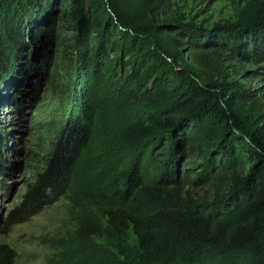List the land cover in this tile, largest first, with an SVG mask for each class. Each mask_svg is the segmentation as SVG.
Here are the masks:
<instances>
[{
	"label": "trees",
	"instance_id": "obj_1",
	"mask_svg": "<svg viewBox=\"0 0 264 264\" xmlns=\"http://www.w3.org/2000/svg\"><path fill=\"white\" fill-rule=\"evenodd\" d=\"M169 1L72 0L81 106L7 220L27 222L58 202L86 153L127 156L111 197L92 195L100 216L79 223L70 264H264V102L219 54L264 60V0H244L234 23L211 30L155 22ZM56 3L0 0V103L31 69V46L48 41ZM196 160L205 164L192 168ZM189 176L212 177L223 196L185 200ZM14 259L0 246V264Z\"/></svg>",
	"mask_w": 264,
	"mask_h": 264
},
{
	"label": "rangeland",
	"instance_id": "obj_2",
	"mask_svg": "<svg viewBox=\"0 0 264 264\" xmlns=\"http://www.w3.org/2000/svg\"><path fill=\"white\" fill-rule=\"evenodd\" d=\"M71 3L72 0H57L46 48L41 52L35 49L36 44L31 46V69L0 103V246L15 254L13 264H70L79 223L100 216L90 202L92 195L102 190L110 198L119 186L115 175L129 162L127 156L105 159L96 155L91 159L92 151L86 153L90 158L80 163L65 196L29 221L9 228L8 217L47 168L70 115L81 106V84L77 85L74 74L76 32L69 15ZM243 5L244 0H170L154 14V20L180 21L211 30L234 23ZM182 49L192 64L191 51L186 46ZM219 54L230 78L254 91L264 102V60L245 62L226 52ZM204 164L196 160L190 166ZM224 192H219L212 177L198 181L189 176L184 181L185 200L210 204ZM130 243L133 247L138 245L134 234L130 235Z\"/></svg>",
	"mask_w": 264,
	"mask_h": 264
},
{
	"label": "water",
	"instance_id": "obj_3",
	"mask_svg": "<svg viewBox=\"0 0 264 264\" xmlns=\"http://www.w3.org/2000/svg\"><path fill=\"white\" fill-rule=\"evenodd\" d=\"M47 44H48V41L45 40V39H42V40H40L37 43V45L35 46V49L40 50L41 52H43L44 49L46 48Z\"/></svg>",
	"mask_w": 264,
	"mask_h": 264
}]
</instances>
